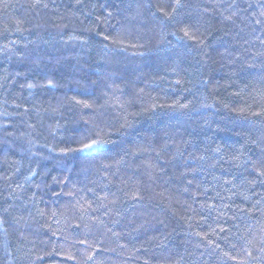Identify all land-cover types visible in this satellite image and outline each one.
I'll use <instances>...</instances> for the list:
<instances>
[{"label": "trees", "instance_id": "16d2710c", "mask_svg": "<svg viewBox=\"0 0 264 264\" xmlns=\"http://www.w3.org/2000/svg\"><path fill=\"white\" fill-rule=\"evenodd\" d=\"M174 3L0 0V264H264V0Z\"/></svg>", "mask_w": 264, "mask_h": 264}, {"label": "snow or ice", "instance_id": "6c2138e0", "mask_svg": "<svg viewBox=\"0 0 264 264\" xmlns=\"http://www.w3.org/2000/svg\"><path fill=\"white\" fill-rule=\"evenodd\" d=\"M182 7L181 0H175L174 6H172V11L175 12L176 9ZM165 19H171V14L164 10L163 7L157 9ZM261 15H264V13H261ZM259 23V21H257ZM184 36L187 37L189 40H195L196 37L194 34H190L189 31H184ZM181 39H183L181 37ZM108 143V141H105L103 139L97 138V139H89L87 141H82L81 146L77 148H70L69 151L72 152H81V153H94L97 150H101L105 147V145ZM261 175H264V173H261Z\"/></svg>", "mask_w": 264, "mask_h": 264}]
</instances>
